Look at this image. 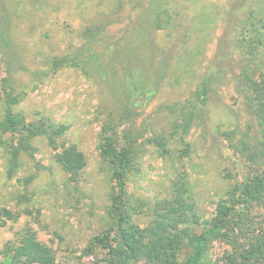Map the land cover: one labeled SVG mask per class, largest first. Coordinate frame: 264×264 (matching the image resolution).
Masks as SVG:
<instances>
[{"label":"rangeland","instance_id":"rangeland-1","mask_svg":"<svg viewBox=\"0 0 264 264\" xmlns=\"http://www.w3.org/2000/svg\"><path fill=\"white\" fill-rule=\"evenodd\" d=\"M232 1L0 0V118L7 109L3 78L13 62V94L20 96L13 110L26 122L67 126L56 145L45 136L36 137L34 150L19 155L13 175L12 155L0 147V207L22 212L17 221L0 226V252L16 232L30 227L42 241L65 250L70 259L63 264H97L101 259L103 249L85 258L81 249L112 224L108 210L119 186L101 156V132L126 109V77L156 90L135 123L137 131L147 125L145 138L155 140L145 145L139 167L125 185L133 221L147 225L156 203L170 197L183 176L203 219L215 215L219 200L242 179L246 167L242 162L239 170L235 160H245V155L224 152L201 127L193 128L185 142L171 137L167 107L188 98L214 60ZM158 24L166 27L159 29ZM96 26L100 31L93 38L88 31ZM4 38L12 55L1 49ZM77 52V65L72 60L55 62ZM223 76L215 83V95L226 108L223 119L237 123L239 137L253 142L255 133L235 76ZM71 145L86 160L75 180L57 161ZM227 249L217 241L209 252L211 264H228ZM4 261L0 253V264Z\"/></svg>","mask_w":264,"mask_h":264},{"label":"trees","instance_id":"trees-1","mask_svg":"<svg viewBox=\"0 0 264 264\" xmlns=\"http://www.w3.org/2000/svg\"><path fill=\"white\" fill-rule=\"evenodd\" d=\"M228 14L224 41L219 42L216 56L196 89L188 98L167 107L172 113L169 133L185 142L193 128L201 127L211 134L215 143L222 145L224 152L234 150L233 155H245V160L241 156L235 160L239 170L242 162L246 167L242 179L231 185L209 220L199 213L189 181L183 176L175 183L171 196L156 203L147 225L134 222L133 204L125 185L130 174L138 169L145 145L155 140L152 136L145 138L147 125L145 131H137L135 123L140 108L147 106L156 90L148 88L142 80L134 83L126 77L129 83L126 109L107 122L101 132V156L119 186L112 194L108 210L112 224L102 236L94 237L87 247H82V258L100 248L102 256L97 264H140L141 260L144 264H211V248L217 241H223L228 245L225 255L228 264H264V62L261 59L264 0H233ZM0 27L4 34V24ZM99 29L100 26L89 29L88 35L94 38ZM2 46L5 55H12L6 38ZM79 53L65 55L55 62L64 65L72 60L77 65L81 63ZM83 62L86 63L84 59ZM13 64L9 63L8 74L3 78L7 109L0 118V147L6 155H12L11 175L19 168V155L34 150L36 137L45 136L50 144L56 145V137L67 130L64 124L26 122L24 116L13 110L20 101V96L13 94ZM232 66L234 69L229 71ZM227 73H233L243 96L250 116L249 127L255 133L253 142L246 135L239 137L241 130L237 123L223 119L226 108L215 95V83ZM57 161L74 180L86 165L85 156L76 145L60 152ZM21 215L20 211L0 207V226L17 221ZM0 253L5 264H63L70 259L64 249L42 241L30 227L16 232Z\"/></svg>","mask_w":264,"mask_h":264}]
</instances>
